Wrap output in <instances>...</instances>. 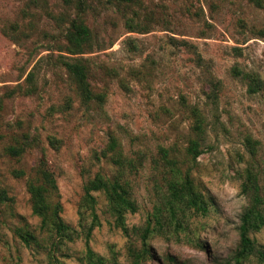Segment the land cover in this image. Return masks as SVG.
Returning a JSON list of instances; mask_svg holds the SVG:
<instances>
[{
    "label": "rangeland",
    "instance_id": "obj_1",
    "mask_svg": "<svg viewBox=\"0 0 264 264\" xmlns=\"http://www.w3.org/2000/svg\"><path fill=\"white\" fill-rule=\"evenodd\" d=\"M75 16L91 32L92 46L82 56L92 91L103 94L100 105L80 102L59 62L66 54L57 45ZM127 17L146 32L128 31ZM234 67L256 74L261 88L247 92ZM29 71L35 87L27 94ZM210 79L219 81L213 99ZM192 106L205 126L194 160L185 153ZM110 135L123 155H143L142 165L125 173L137 205L124 216L127 233L114 226L102 192H91L95 218L83 200L89 178L115 171ZM25 137L33 140L19 156L6 152ZM159 147L188 172L207 212L187 211L183 227L153 231L146 239L153 258L140 264H168L166 254L183 264H226L247 203L240 190L244 169L252 165L264 186V0H0V189L10 198L0 203V264H87V249L106 264H132L127 246L138 247L139 240L131 227L165 197L154 164ZM42 155L55 176L59 216L79 234L57 247L39 228L25 187ZM15 227L33 233L38 244L24 245ZM250 236L264 245V227Z\"/></svg>",
    "mask_w": 264,
    "mask_h": 264
},
{
    "label": "trees",
    "instance_id": "obj_2",
    "mask_svg": "<svg viewBox=\"0 0 264 264\" xmlns=\"http://www.w3.org/2000/svg\"><path fill=\"white\" fill-rule=\"evenodd\" d=\"M69 1L64 0L66 3ZM120 1L128 4L132 0ZM254 1L259 4V0ZM77 5L79 7L81 1H78ZM149 22L148 13V29ZM124 24L128 31L146 32L144 24L138 20H133L132 17H127ZM182 42L186 44L184 41ZM92 43L89 28L79 17L75 16L69 19L68 25L65 27L63 43L57 45L58 50L66 54L58 55L59 62L74 84L75 91L83 105H89L93 101L100 105L103 99L102 93L93 92L90 87L88 65L82 56L91 48ZM232 73L245 80L246 90L249 93L257 92L262 86L260 78L252 72H243L234 67ZM25 80L28 85L24 92L30 94L35 87L32 71L27 73ZM209 83L211 91L207 97L213 99L219 81L210 79ZM17 86L20 88L19 85ZM11 92L10 90L8 94ZM190 112L192 115L190 124L192 137L187 141L185 153L190 160H194L202 152L205 126L204 117L197 107L192 106ZM31 140L25 137L20 144L8 145L5 150L11 156H19L31 144ZM49 141L52 144L55 143L54 138H50ZM107 150L112 152L110 160L115 166V171L113 175L108 177L96 173L92 178H89L83 186V200L95 218L96 215L93 213L95 200L91 192H102L107 201V210L114 226L127 233L128 228L124 223V216L127 212L136 211L137 205L131 197L129 180L125 173L135 171L141 166L143 155L141 151H138L133 157L123 155L113 135L109 136ZM158 153V160L154 164L159 167V172L163 175L165 197L146 217L142 225L131 227V231L139 240L138 247L133 242H129L127 246L132 264H140L153 258V251L146 240L153 231L162 230L163 226L168 224H173L174 227L178 228L183 227L187 211L200 214L207 212V201L197 190L188 172L181 173L178 160L169 154L168 148L159 147ZM251 166L249 165L244 169V177L240 183L241 193L247 197V203L242 208L238 218L236 248L226 264H247L250 260L256 264H264V245L256 243L254 238L250 236L251 233L264 227V186L261 183L262 179L259 178V171ZM15 174L22 175L23 171L19 170ZM25 187L29 195L31 211L39 217V228L47 233L49 239L53 238L50 241L51 247H57L62 240H71L73 237L79 236L78 232L65 224L59 216L61 205L58 201L55 176L43 155L38 158L33 168V174L26 176ZM8 200L10 198L7 197L5 191L0 189V203ZM89 230L90 226L86 227L83 236H87ZM13 232L24 245L38 244L36 237L30 231L15 227ZM165 259L168 264H183V261H178L174 255L166 254ZM85 260L87 264H106L103 256L96 255L89 249L86 250Z\"/></svg>",
    "mask_w": 264,
    "mask_h": 264
}]
</instances>
